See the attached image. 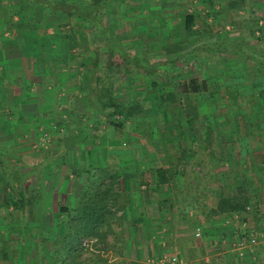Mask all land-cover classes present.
Returning <instances> with one entry per match:
<instances>
[{
    "label": "crops",
    "instance_id": "obj_1",
    "mask_svg": "<svg viewBox=\"0 0 264 264\" xmlns=\"http://www.w3.org/2000/svg\"><path fill=\"white\" fill-rule=\"evenodd\" d=\"M157 1L159 5H156ZM233 1L235 0H107L102 7H107L108 10L124 5L127 8H133L124 14L125 18L126 15L131 17L129 18L131 22L147 23V21L155 20L164 23V33L161 37L163 39L174 37L183 40L187 34L184 31L185 13H192L194 15L193 32L195 31L194 34L198 35V38L182 55H185L188 63L193 65L195 63L197 68L200 64H207V60L218 54L231 55L229 51L213 50L210 52L209 49H206L210 43L214 44L218 41L238 45L242 42L244 32H242L241 26H238L239 24L235 25L234 21L237 20L247 26L250 18L238 16V13L241 14V8L245 5L247 7L248 2L259 7V0H242L243 6L236 7L237 9L231 7ZM155 6L160 8L159 15L152 14ZM193 6V9L185 11L186 8ZM136 7L142 8L143 14L135 13ZM199 8H203V10H198ZM99 12L101 15L100 10ZM212 12L216 13L212 14ZM118 14L116 19H122L120 13ZM136 14L144 15V17H138ZM233 14L236 17H233ZM253 21H259V16ZM81 22L85 24L81 25L82 27L89 23L86 20ZM232 22L235 23L234 26ZM222 24H225L224 28ZM90 25L94 26L91 23ZM141 30L147 32L144 27ZM115 31L118 32L119 29H115ZM255 32L258 34L259 31ZM96 33L98 38L104 39L105 35L101 34L99 30H96ZM254 33L252 32V35ZM171 34L172 36H170ZM211 37L216 40L208 42ZM145 38L144 35L143 39ZM143 39L138 35L133 38V41L143 43ZM204 39L207 40L203 41ZM164 42L162 48L159 51L156 50L155 57L161 54L173 55L169 60L174 63L179 61L180 53L167 50ZM65 48L66 45L60 46V48L54 45L53 48L49 47L45 53H41V49L39 55L49 54V59H46L44 63L37 60L29 61V59V62L25 63L21 59L11 60L7 57L4 60L1 56L4 57L6 52L4 53L0 48V110L9 102L6 97H9L10 94L13 97H11L10 103L13 111L15 110L12 112L13 118H9L11 119L8 121L9 123L6 122L8 116L0 111V148H3L0 150L5 151L6 156L8 155L6 152L9 150L16 151V160L23 162V169L37 166V177H40L38 182L48 184L47 188L43 190L39 185L35 201L29 207H25V215L30 216L24 222L18 220L20 212L17 209L1 207L4 195H0V264H146L149 258L158 257L163 253H176L187 264H264L263 240L244 248H240L237 244L240 237L247 238L255 235V231L258 229L255 226L259 224L257 218L264 213V195L261 194L260 200L258 188L259 176L263 173L262 171L259 174V165L264 166V161L259 162V147L255 145L251 149L245 145L230 147L231 157L234 156L235 151H239L240 164L238 165L242 167L241 172L245 179L253 180L254 178L258 184L255 190L257 200L255 198L251 200L258 208L255 206L253 209L251 204L246 212L214 213L220 196L238 195L235 190L230 193L221 191L220 184L223 183L217 179V165L214 161H205L212 171L210 169L205 173L201 172L200 166L197 165L196 168L193 161L192 164L189 163L191 169L185 174L182 172L183 176L180 174L179 177L174 178V175H170L167 182L157 183L158 178L155 170L159 168L167 171V166L155 165L146 157L139 159L128 157L130 154L126 153L121 144L114 141L113 138L108 139L109 141L107 139L99 141L96 137L95 141L89 132L90 128L86 127L90 125L89 122L97 123L98 120L94 118L96 111L91 112V116L88 117L89 122L84 121L85 125H80L84 127L83 132L79 134L82 142L78 139L75 143L78 146L77 149L84 150V159L67 162L65 168L69 171L66 169L67 172L63 175L61 173L62 167L64 168L63 161L49 159L38 165V161H42L43 158L38 156V160H36L34 155L36 152L31 151L30 145L32 141H35L34 138L39 136L38 126L41 122L50 121L49 116L41 114L49 108L51 102L49 98L52 97L53 102L57 103H73V99H75L88 104L92 92H94L92 87L95 84L89 78H84V83L81 81V85H83L81 92L76 89V84H70L72 79L79 82L78 79L81 76H77L78 66L71 65L65 59L57 57V55L65 54L67 51ZM146 48L147 45L141 47L142 51L135 48L130 51L131 49L128 48L126 52L130 56L140 58L143 65H150L152 57H150L151 54L149 57L147 56V51H152V47L149 46L147 51ZM189 51L195 53L196 56L188 55ZM177 55L179 57H176ZM167 61L163 64L169 63ZM84 66L80 67V74L85 70L87 76L91 65ZM153 68L157 73L163 70L157 67ZM73 69L76 72L73 73ZM140 70L141 72L136 74L138 76L145 74L144 80L147 81L146 68L143 67ZM24 72L27 78H31L30 82L35 87L23 86V83H20L19 80L24 79ZM6 74L14 78L10 82L11 85H18L20 88L16 90L17 94H13L12 90L9 94L6 92L9 85L4 80ZM29 89H32L30 90L31 96L27 95ZM197 93H188L187 98L189 99L191 94ZM76 94L78 97L73 96ZM177 96L180 103L182 97L178 94ZM12 121L15 122L12 123ZM31 123L35 124L32 126L33 128H30ZM46 124L50 126L51 121ZM80 126L77 127L79 131L81 130ZM45 127L47 126L45 125ZM255 129L258 130V128ZM22 133L25 136L30 134L31 137L28 140L22 138L21 140L17 135H22ZM85 137L87 139H83ZM247 151H252V154L248 155ZM93 152L96 153V157H93ZM22 154L26 155L25 158L21 156ZM10 155L7 157L11 158L12 155ZM252 157H255V161L252 160ZM233 159L235 158L233 157ZM29 162L32 164H28ZM178 166L184 167L183 163ZM55 171L57 172L55 173ZM235 173L238 171L235 170ZM53 176L56 178L53 179ZM51 183L54 185L50 186ZM216 189H219L220 192L217 193ZM94 194L97 199H102L97 208L101 219L96 225V229L106 232V234L102 233L103 237L95 238L88 248L61 239L64 227H66V231L68 230L64 219L68 215H72L75 209H78L81 200ZM60 205L66 206L67 210L61 213ZM28 222L31 223L29 228L26 226L29 224ZM196 231H199L198 236H196ZM26 232L31 238L26 237Z\"/></svg>",
    "mask_w": 264,
    "mask_h": 264
},
{
    "label": "rangeland",
    "instance_id": "obj_2",
    "mask_svg": "<svg viewBox=\"0 0 264 264\" xmlns=\"http://www.w3.org/2000/svg\"><path fill=\"white\" fill-rule=\"evenodd\" d=\"M67 1L76 4L79 3L83 6V4L91 0ZM156 5H159V2ZM241 6H243V4ZM245 6L241 8L242 12L241 14L239 12L238 16L250 18L247 26L242 22L239 23L237 20L234 21L236 24L232 22V25L234 26L235 24L237 26L239 24L238 26H241V30L244 32L243 39H245V42L250 47L264 50V0H259V7L254 6L251 2L247 3V7ZM158 7L159 6H155L153 9V15H155L154 13L157 15L160 14V8ZM193 8L194 6L188 7L185 11ZM135 9V13L143 14V11H141L142 8L136 7ZM106 10L107 7H101V15L98 18L108 27L107 34L110 30L112 34H114V37H116V43L118 44L117 52L123 54L128 48L131 49L130 51L134 48L138 51H142L140 49L144 45H147L145 49L147 51L149 49L148 47L151 46L152 51H147L148 57L151 54V62L150 65L145 64V66H152L149 67V69L153 67H157L161 70L163 69L161 72L157 73V71H154L148 73V75L146 73L147 76L145 77L147 81L144 80L145 74L138 76L135 73V67H132V71L134 70V72L126 74L123 72L124 68L121 64L123 63L122 59L118 55H109L105 40L102 39V37H97L96 30H98V28L96 26H91L90 23H86V26L82 27L81 25L85 24L81 21H77L76 18H70L62 12H55L50 9L40 10V8H32L25 0H0V48L4 53L6 52L4 57L1 56L4 60L7 58L11 60L21 59V61L25 63L37 60L40 63H44L46 59H49V54L39 55L41 49V53H45L49 50V47L53 48L54 45L58 48L66 45L65 49L67 51H65V54L57 55V57L65 59V61H68L71 65L78 66L77 76H81L78 79L80 83L72 79V83L70 82V84H76V89H78L79 92L82 91L81 87L83 85H81V81L84 83V78H89L90 81L94 82L98 74L101 73L100 71L103 68V64H110L111 62L112 65L110 69H108V73L113 74L111 75L113 78H117L114 81L115 89L113 96L115 100L117 102H123V105L137 106L139 104L140 106L136 114L125 119L122 127H118L111 122H114V120H117V122L122 120L123 117L121 114H115L111 119L112 121L107 119V113L111 110L113 111V107L102 108L100 104L97 103V107L92 109L89 107V103L78 102L73 98H71L74 100L73 103H57L53 102L52 97H50L49 99L51 102L49 103V108L45 109V112L41 114L43 116H49L51 124L50 126L46 124L47 122L50 123V121L41 122L40 126H38L39 136L34 138L35 141H32L30 145L31 151L36 152L34 153L36 160H38V156H40L39 158L41 159L43 158L42 161H38V165L43 161L47 162L49 159H58L64 162V168L62 167L61 171L63 175L69 171L65 168L68 164L67 162L70 163L72 160L74 162V160L78 161V159H84V150L77 149L78 146H76L75 143L78 139L82 142L80 139L81 137L79 138V134L83 132L84 127L80 125H85L84 121L86 123L89 122L88 117L91 116V112L96 111L97 113L94 118L98 120L97 123L89 122L88 124L90 125L86 127L88 129L90 128L89 132L93 135L95 141L96 137L99 141L104 139L109 141L108 139L113 138L114 141H118V143L121 144L123 149L126 150V153L128 152V154H130L128 157L135 159L146 157L155 165L167 166L168 171L172 168H176V172L172 174L174 178L179 177L180 174L183 176L182 172H184V174L187 173L188 170L191 169L190 164H192L193 161L196 164V168L197 165L200 166V171L204 173L211 169L206 162L208 160L214 161L216 163L215 165H217V179H220L223 183L220 184L221 191L224 193H230V191L232 192L233 190L237 191L238 195L240 194L250 201L254 209L256 204L255 202L252 203L251 200L257 197L255 190L258 184L255 182L254 178L253 180L245 179L243 172H241L242 167L238 165L240 164L238 159L239 151L233 152V157L235 158L233 159V157L230 156V147L245 145V147L251 149L253 145H255L259 147V162L264 161V86L262 85L261 89L259 88V73L257 68L254 67L250 60L248 61V59L241 54L236 55L232 52H230L231 55L218 54L214 58H211L213 57L211 56V59L206 57L210 59L206 61L207 64H200L196 68V64L194 63L193 65L192 63H188L185 55L183 56L182 54L187 52V49L197 41L198 35L192 33L188 36L189 39L185 37L183 40L179 38L175 39L174 37L163 39L161 37H163L164 33V23L153 20L152 22L147 21V23L142 21L135 23L133 21L134 24L129 19L131 18L129 15H126V18L124 17L126 11L133 10V8H127L124 5ZM198 10H203V8H199ZM217 10L218 8L216 12ZM209 11L211 12V9H209ZM216 12H212V14ZM118 13H120L122 19H116V17L119 16ZM137 16L144 17V15ZM258 16L259 21H253V19ZM233 17H236V15L233 14ZM222 25L224 28L225 24ZM142 27H144L147 32L141 30ZM95 28L97 29L95 30ZM115 29H119V31L117 32ZM172 30L174 31V29ZM256 30L259 31L258 34L256 32L254 33ZM252 32L254 35H252ZM138 35H140L142 39L144 35L146 36V38L143 39V43L146 41V44L143 45L140 41H133V38ZM170 36H172V34ZM214 39L211 37L208 39V42H213L216 40ZM205 40L207 39L203 41ZM164 41L166 42L165 48L167 50L172 49L175 51L178 49L175 52L181 55L179 61L175 63L170 61L169 58L173 55L165 56L161 54L155 57L156 50L159 51V49L162 48L161 46ZM175 42H180L178 46L180 49H174ZM219 43L221 42L216 41L214 44L210 43L208 47L209 51H216L219 46H217L216 49H213V47ZM176 57H179V55ZM96 58L98 62H96L97 65L95 66L94 62ZM166 60H168L169 63L164 65L163 62H166ZM86 64L91 65V68H89L87 72V76L85 70L80 74V67L83 65L86 66ZM100 67L102 68L100 69ZM72 72H76L75 69H73ZM23 74L24 79H20V83H23V86L28 87L29 85V87H35L30 82L31 78H27L25 72ZM193 75L199 79L209 81L208 83L210 84L208 93L199 92L197 94H191L188 99V102L195 107L194 111L196 112L193 120L197 133L196 140L192 139L193 131L189 129L186 123L185 114L181 108L182 106L179 105V98L176 93L178 82H180V80H186ZM4 80L7 81V85L9 84L6 88V92L9 94L12 90L13 94H17L15 92L20 88L18 85L12 86L10 83L14 78L6 74ZM30 90L32 89L27 90L28 96L32 95ZM35 90L37 91L38 89L36 88ZM159 91L164 95H166L167 92H174L176 97L172 101L166 98L165 102L161 103L157 99V93H159ZM73 96H77V94ZM9 97H6L9 102L2 107L3 110H0L8 116L7 123L11 121L9 118H13L12 112L15 111H13L10 103L11 94ZM90 98L92 99V97ZM14 122L15 121H12V123ZM73 123L77 124L73 126ZM44 124L48 128L45 127ZM34 125L35 124L31 123L30 128H33L32 126ZM79 126L81 127L80 131L79 128H77ZM255 128H258V130ZM44 133H46L47 136L42 138ZM17 137L28 140L31 136L30 134L25 136V134L22 133V135L19 134ZM83 139H87V137ZM89 139L91 138L89 137ZM183 149L185 152L182 151ZM0 151L5 153L3 150ZM247 152L248 155H250V153L252 154V151ZM6 153H8V155L11 154V158H15L14 160H16V151L9 150ZM21 156L25 158L26 155L22 154ZM93 157H96L95 152H93ZM252 160L255 161V157H252ZM182 163L184 167L178 166V164ZM28 164L32 163L29 162ZM28 170L30 171L26 174L24 180L25 186L27 187L26 196L35 201L38 195L39 185L40 189L43 190L47 188L48 184L46 182H38V178L40 177H37V166L33 168L30 167ZM235 170H237L238 173H235ZM262 171V175L259 176L258 187L260 200L261 194L264 195V166L259 165V174ZM56 172L57 171H55V173ZM55 178L56 176H53V179ZM53 185L54 183L50 184V186ZM215 191L217 193L220 192L219 189ZM0 195L13 196V192L7 187V178L2 173L1 167ZM1 207L6 208L3 202ZM26 207H29V205ZM24 209L25 207L23 209H17L20 212L18 219L20 222L26 221L30 216L25 215ZM257 221H259V224L255 226L258 228L255 231L257 241H264V213L259 215ZM30 225L31 223L27 224V228H29ZM26 234V237L31 238L29 233L26 232Z\"/></svg>",
    "mask_w": 264,
    "mask_h": 264
},
{
    "label": "trees",
    "instance_id": "obj_3",
    "mask_svg": "<svg viewBox=\"0 0 264 264\" xmlns=\"http://www.w3.org/2000/svg\"><path fill=\"white\" fill-rule=\"evenodd\" d=\"M28 2L29 6L32 8H40L41 10H52L55 12H62L66 16L70 18H76L77 21L86 20L87 22L91 23L92 25L96 26L99 32L105 35L104 40L107 46V52L109 55H118L123 63V72L128 74L132 71V67H135V73L141 72V68L145 67L147 73L154 71V68L149 69L148 66L143 65V62L138 57H133L127 54V52H123L120 54L117 52L118 44L116 43L115 37L112 32L109 30L107 34L108 27L105 25L104 22L100 20V8L103 6V3L107 0H91L88 3L80 5L79 3L76 4L74 2L70 3L66 0H25ZM242 5V0H235L231 3L232 8H239ZM236 8V9H237ZM194 15L192 13H185L184 17V31L187 32L186 38L190 36L193 32V22ZM192 32V33H191ZM166 45V42H164ZM180 42H175L174 49L179 48ZM219 46L217 49L216 47ZM216 51L221 52H232L233 54H241L243 57L250 60L254 67L257 68L259 73V88L264 86V50L255 49L250 47L245 40L242 39V42L238 44V46H234L228 43H219L218 45L213 47ZM180 49V48H179ZM206 49H209L208 47ZM172 50V49H170ZM178 50V49H177ZM175 50V51H177ZM191 51V50H190ZM188 55L191 57H195L196 54L190 52ZM97 58L95 60V66ZM145 64V63H144ZM112 63L110 64H103V68L100 67L101 73L98 74L97 79L94 80L93 87H92V99L89 100V107L94 109L97 107L96 104L99 103L102 108L105 107H113L114 110L109 111L107 113V119L112 121V117L115 114H121L123 119L118 121L117 120L113 123L118 127H122L124 124L123 121L128 119L129 117L133 116L138 112V108L140 109L139 104L136 105H123V102H117L114 98V81L117 78H113V74L108 73V69H110ZM121 66V65H120ZM138 66V67H137ZM149 69V70H147ZM209 84L205 79H199L197 77H190L186 80H182L178 82L176 86V93L182 97L180 105L182 106V110L186 117V122L188 124L189 129L193 131V140H196L197 133L195 131V127L193 124L194 116L196 114L195 107L193 104L188 102L187 94L188 93H196V92H205L209 90ZM259 89V90H260ZM260 92V91H259ZM94 95V96H93ZM167 95V96H166ZM164 95L162 92L159 91L157 93V99L159 102L164 103L165 99H169L172 101L175 99L176 95L174 92H167ZM264 105V99H263ZM185 152V151H183ZM179 163V161H178ZM0 167L2 173L7 178V187L9 190L13 192V196H4L3 203L7 208L12 207L14 209H23L27 205H30L33 202L32 198L26 196L27 187L25 186L24 180L26 174L30 170L27 168L26 170L23 169V162L21 160H12L11 158L7 157L5 153L0 151ZM28 170V171H27ZM176 168H172L171 170L164 171L163 169H157L156 176L158 178L157 183H164L168 181V177L174 174ZM85 200V201H84ZM80 201V205L78 209H75L72 215H68L64 222L68 225V230L66 231V227H64V231L61 235V239H65L67 241L72 242L75 245H80L82 239L84 238H101L103 234L105 235L106 232H101L96 229V225L98 224L99 220L101 219V215H99L98 205L101 203L102 199H97L95 194L88 195L87 198ZM251 205L250 201L245 197L237 194H231L230 196H220L216 209L214 213H223V212H246L247 208ZM59 210L61 213L67 210L66 206L60 205ZM71 224V225H70ZM66 232V234H64ZM103 233V234H102Z\"/></svg>",
    "mask_w": 264,
    "mask_h": 264
},
{
    "label": "built area",
    "instance_id": "obj_4",
    "mask_svg": "<svg viewBox=\"0 0 264 264\" xmlns=\"http://www.w3.org/2000/svg\"><path fill=\"white\" fill-rule=\"evenodd\" d=\"M47 134L44 133L42 138L46 137ZM199 235V231H196V236ZM95 239H82L81 245L84 248L90 246ZM257 237L256 235H251L250 237H240L237 241V244L240 248H244L247 245L257 244ZM146 264H187L185 260L179 257L176 253H163L160 254L158 257L149 258L146 261Z\"/></svg>",
    "mask_w": 264,
    "mask_h": 264
}]
</instances>
